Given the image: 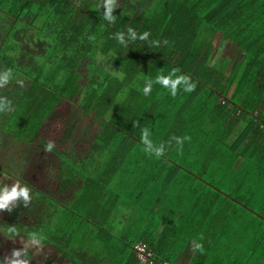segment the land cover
<instances>
[{
    "label": "trees",
    "instance_id": "trees-1",
    "mask_svg": "<svg viewBox=\"0 0 264 264\" xmlns=\"http://www.w3.org/2000/svg\"><path fill=\"white\" fill-rule=\"evenodd\" d=\"M0 40L9 80L77 79L99 129L68 170L103 178L71 183L85 206L0 208V264H152L139 244L156 262L264 264V0H0ZM56 156L35 157L29 189Z\"/></svg>",
    "mask_w": 264,
    "mask_h": 264
},
{
    "label": "crops",
    "instance_id": "crops-1",
    "mask_svg": "<svg viewBox=\"0 0 264 264\" xmlns=\"http://www.w3.org/2000/svg\"><path fill=\"white\" fill-rule=\"evenodd\" d=\"M59 70L60 68L50 79L53 89L44 86L47 82L44 81L41 84L38 80L34 81L31 76H26V79L21 78V84L8 88L9 112L5 115L8 120H5V123L7 122L9 126V132L5 133L9 134V142L12 141L10 131L15 125L16 133H20L22 138L18 139L29 143L27 155L23 157V167L29 166L35 157L44 158L51 150L56 151L58 156L54 158L52 168L46 169L47 164L40 165L36 173L37 180L41 183V190L52 193L47 195L55 198L80 197L82 205L85 206V198L89 196V191L72 186L71 183H75L76 177H80L79 181L83 182L97 178L103 180V178L98 174L77 175L70 172L68 167L80 166L79 163H74V160L80 154L86 156L88 152L90 153L99 127L95 123L93 114L83 110L77 102L71 100L76 93L77 79L70 81L63 77ZM78 109H81L83 113L79 114ZM76 118L80 122L83 121L84 126L73 127L76 121L71 122V119ZM71 134L76 137L75 145L69 147L68 137ZM61 181H67L68 187L60 189L54 185ZM31 195L33 194L28 189V199L23 206L28 204ZM68 202L70 204L72 200Z\"/></svg>",
    "mask_w": 264,
    "mask_h": 264
},
{
    "label": "rangeland",
    "instance_id": "rangeland-1",
    "mask_svg": "<svg viewBox=\"0 0 264 264\" xmlns=\"http://www.w3.org/2000/svg\"><path fill=\"white\" fill-rule=\"evenodd\" d=\"M1 41V40H0ZM221 39H217L216 41V49L215 52L218 53L220 56L228 57V59L232 62H235L238 58H240L241 54L236 52V49L231 43H224L222 44ZM1 48V47H0ZM9 53V51H8ZM2 55V54H0ZM231 62V63H232ZM232 67V64L230 65ZM30 67H25V69ZM8 68L4 63L0 61V202H2V198L7 194L10 193L12 190L11 187H15V189L19 192L21 189L27 188L29 189L30 186H33V182H30V176H27V172L29 167H31V163L29 166L23 167V157L27 155V146L29 143L22 141L18 138L20 134H16V126L13 125L11 128V139L12 141L9 142V134L5 132H9V126L7 122L5 123V115L9 112V89L15 84H21L20 79H26V76L22 73H17L16 70L12 71V76L6 77V71ZM13 72L17 75V77L13 76ZM14 81L12 82V80ZM46 82V80H44ZM16 94V93H15ZM14 94V96H15ZM79 114L83 113L81 109H78ZM80 119V117H79ZM79 119H71V122L76 121L72 126H84L83 121H79ZM8 121V120H7ZM2 131V132H1ZM24 134V133H23ZM75 135H70L68 137L69 140V147L70 145H75ZM22 139V138H21ZM74 148V147H72ZM71 148V149H72ZM34 157V156H33ZM21 160V161H19ZM36 171L35 173H37ZM38 178V177H37ZM20 185V186H19ZM39 187V186H38ZM32 192V196L36 199L37 202L41 199L42 194H52V193H45L43 191L37 192V190L29 189ZM51 196V195H50ZM50 201V200H48ZM68 204V200L64 201ZM26 203V200L22 196H17L15 199L10 200L6 203L5 207L9 208L11 205L15 212L23 207V204Z\"/></svg>",
    "mask_w": 264,
    "mask_h": 264
},
{
    "label": "clouds",
    "instance_id": "clouds-1",
    "mask_svg": "<svg viewBox=\"0 0 264 264\" xmlns=\"http://www.w3.org/2000/svg\"><path fill=\"white\" fill-rule=\"evenodd\" d=\"M105 18L111 20V8H109L108 11L106 12ZM120 39L121 41L123 40L122 37ZM160 82L165 86H168L170 84V81L168 79H162ZM175 85H176L175 81L171 82L173 95H175ZM188 90L190 91L191 89H188ZM17 196H22L25 200H27L28 199V189L24 188V189H21L19 192H17V190L14 188L10 193H7L2 198V202H0V208L5 207L8 201L15 199Z\"/></svg>",
    "mask_w": 264,
    "mask_h": 264
},
{
    "label": "built area",
    "instance_id": "built-area-1",
    "mask_svg": "<svg viewBox=\"0 0 264 264\" xmlns=\"http://www.w3.org/2000/svg\"><path fill=\"white\" fill-rule=\"evenodd\" d=\"M264 129V124L262 125ZM135 250L137 251L138 258L142 263H147L150 262L152 264H172L169 261H164V262H156L152 260V254L146 250V245L145 244H139L137 247H135Z\"/></svg>",
    "mask_w": 264,
    "mask_h": 264
}]
</instances>
